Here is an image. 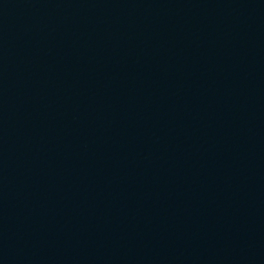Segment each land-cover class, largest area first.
Masks as SVG:
<instances>
[{
	"label": "water",
	"instance_id": "95a60500",
	"mask_svg": "<svg viewBox=\"0 0 264 264\" xmlns=\"http://www.w3.org/2000/svg\"><path fill=\"white\" fill-rule=\"evenodd\" d=\"M0 264H264V0H0Z\"/></svg>",
	"mask_w": 264,
	"mask_h": 264
}]
</instances>
